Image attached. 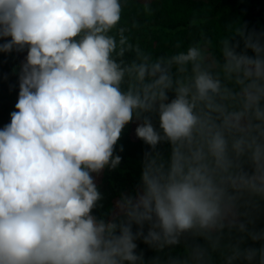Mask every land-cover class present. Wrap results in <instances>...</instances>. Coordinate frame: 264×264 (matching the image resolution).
Masks as SVG:
<instances>
[{
  "label": "clouds",
  "instance_id": "9594fccd",
  "mask_svg": "<svg viewBox=\"0 0 264 264\" xmlns=\"http://www.w3.org/2000/svg\"><path fill=\"white\" fill-rule=\"evenodd\" d=\"M127 3L0 0V53L26 52L0 128V264H264V30L157 55ZM132 123L139 182L101 212Z\"/></svg>",
  "mask_w": 264,
  "mask_h": 264
},
{
  "label": "trees",
  "instance_id": "16d2710c",
  "mask_svg": "<svg viewBox=\"0 0 264 264\" xmlns=\"http://www.w3.org/2000/svg\"><path fill=\"white\" fill-rule=\"evenodd\" d=\"M145 5L152 9L151 15L144 13ZM131 9L134 17L129 16ZM193 19L198 24L190 26ZM124 21L144 47L160 55L171 51L177 41L186 46L199 37L201 28L213 37L221 34L225 24L231 22L246 24L249 30H264V0H128ZM25 56L26 52L0 53V128L10 123V113L15 110L19 94L18 70ZM135 128L136 123L128 125L118 142L116 154L123 158L120 166L114 171L105 169L97 178L104 196L101 212L109 209L122 192L131 193L139 182L147 146L137 139ZM260 226L264 227V220ZM139 248L144 251L146 261L155 255L143 243ZM182 250L178 247L173 254Z\"/></svg>",
  "mask_w": 264,
  "mask_h": 264
},
{
  "label": "rangeland",
  "instance_id": "374dc122",
  "mask_svg": "<svg viewBox=\"0 0 264 264\" xmlns=\"http://www.w3.org/2000/svg\"><path fill=\"white\" fill-rule=\"evenodd\" d=\"M128 13H129V16H131V17H134L135 15H134V11L131 9V10H129L128 11ZM138 29V28H137ZM137 32V31H136ZM155 44H157L156 42H155Z\"/></svg>",
  "mask_w": 264,
  "mask_h": 264
}]
</instances>
